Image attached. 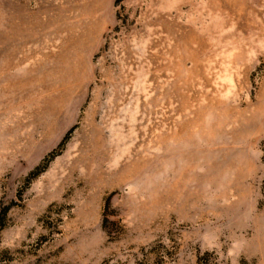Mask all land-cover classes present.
<instances>
[{
  "label": "rangeland",
  "instance_id": "374dc122",
  "mask_svg": "<svg viewBox=\"0 0 264 264\" xmlns=\"http://www.w3.org/2000/svg\"><path fill=\"white\" fill-rule=\"evenodd\" d=\"M0 264H264V0H0Z\"/></svg>",
  "mask_w": 264,
  "mask_h": 264
}]
</instances>
